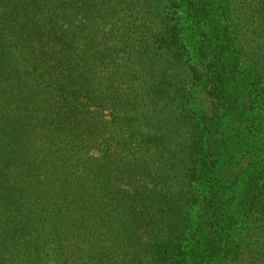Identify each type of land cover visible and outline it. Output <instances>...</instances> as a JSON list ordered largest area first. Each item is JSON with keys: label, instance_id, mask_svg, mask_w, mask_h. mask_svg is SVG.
I'll return each mask as SVG.
<instances>
[{"label": "trees", "instance_id": "16d2710c", "mask_svg": "<svg viewBox=\"0 0 264 264\" xmlns=\"http://www.w3.org/2000/svg\"><path fill=\"white\" fill-rule=\"evenodd\" d=\"M233 4L0 0V264H70L68 237L104 233L153 264H264V41L244 52ZM146 7L158 24L119 35ZM122 47L171 61L128 85Z\"/></svg>", "mask_w": 264, "mask_h": 264}, {"label": "rangeland", "instance_id": "374dc122", "mask_svg": "<svg viewBox=\"0 0 264 264\" xmlns=\"http://www.w3.org/2000/svg\"><path fill=\"white\" fill-rule=\"evenodd\" d=\"M243 0H234V4L232 5L233 8V18H227L229 23H231V26L233 29H237V32L239 33L240 38L243 39V50L244 52H250L253 51L259 43V46L263 44L264 41V22L262 19L264 18H252L250 10H246L248 6L250 5H244ZM249 9V8H248ZM243 12L245 15H243ZM158 12L157 9L154 10V13H148V8L146 7L144 11H141L139 16H146L147 18H134L129 20V24H131L133 28V32L128 31V23H126L123 27L117 26L119 35L122 34V36L128 38L130 42H135V39L137 37V30L139 28V25L143 22L147 21V23L156 22L158 24V20H161L160 17L157 16ZM150 16V17H149ZM96 27V26H94ZM112 25L110 24L108 26V29L111 28ZM258 40V41H257ZM264 46V45H263ZM121 50L125 52L126 54V62L124 63V66L126 67H133L138 70L140 74H143V77L138 76L136 77L135 83H127L128 85L132 86H142L141 83L146 81L145 77H148L149 80L152 79V76L155 72H158L160 70H166L168 67L169 62L171 61L169 58V55H163L160 62L155 65L154 69H148L147 65L148 63H144V61L140 65L137 61H134L135 59L130 57L129 54L131 53V50L129 47H122ZM156 49H153L151 52V56L154 58H158L157 56H154V52ZM264 55V53L262 54ZM174 66V65H172ZM176 69V68H175ZM173 69V70H175ZM170 78L161 79L157 78L158 82L157 84H161L162 87H166L167 82L170 81ZM95 155H99L100 152L96 149L94 150ZM99 235V234H97ZM117 234H115L116 236ZM124 236V235H123ZM129 238L130 235H127ZM101 239L96 240L97 243H99L102 248L106 249L104 251L105 256L102 253H99L97 258L91 259L88 256V251L90 248H97L100 251L99 246H91L90 242H83L76 238L71 239L68 237L66 243L69 242L70 244V253L72 252L70 256V264H105L106 262H112L115 264H153L151 262V259L149 256L146 257L145 254L147 251L142 248L141 242L137 241H129L125 236V239L123 240H116L117 243L114 241L108 240V234L104 233L100 235ZM71 241V242H70ZM112 244L115 245V247H112ZM101 252V251H100ZM123 253H127V256L124 257Z\"/></svg>", "mask_w": 264, "mask_h": 264}]
</instances>
